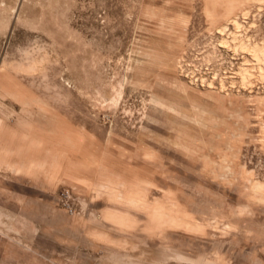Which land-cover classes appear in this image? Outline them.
Wrapping results in <instances>:
<instances>
[{"label": "rangeland", "instance_id": "1", "mask_svg": "<svg viewBox=\"0 0 264 264\" xmlns=\"http://www.w3.org/2000/svg\"><path fill=\"white\" fill-rule=\"evenodd\" d=\"M263 49L264 0H0V264H264Z\"/></svg>", "mask_w": 264, "mask_h": 264}, {"label": "bare ground", "instance_id": "2", "mask_svg": "<svg viewBox=\"0 0 264 264\" xmlns=\"http://www.w3.org/2000/svg\"><path fill=\"white\" fill-rule=\"evenodd\" d=\"M236 21H237V20H236ZM236 25H237V24H236ZM261 47H262V46H261ZM261 47H260V48H261ZM258 49H259V47H258ZM262 51H264V49H263ZM259 53H260V51H259ZM263 54H264V53H263Z\"/></svg>", "mask_w": 264, "mask_h": 264}]
</instances>
